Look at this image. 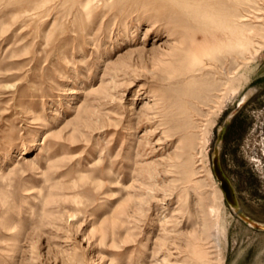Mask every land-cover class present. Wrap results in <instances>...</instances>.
<instances>
[{
	"label": "rangeland",
	"instance_id": "obj_1",
	"mask_svg": "<svg viewBox=\"0 0 264 264\" xmlns=\"http://www.w3.org/2000/svg\"><path fill=\"white\" fill-rule=\"evenodd\" d=\"M248 90L264 223V0H0V264H264Z\"/></svg>",
	"mask_w": 264,
	"mask_h": 264
},
{
	"label": "water",
	"instance_id": "obj_2",
	"mask_svg": "<svg viewBox=\"0 0 264 264\" xmlns=\"http://www.w3.org/2000/svg\"><path fill=\"white\" fill-rule=\"evenodd\" d=\"M250 94H251V90L245 92L239 99L236 106L227 114L223 123L217 127L216 138L212 147V152L210 154V162H211L212 174L219 181V188L232 214L251 229L264 232V223L251 219L239 207L233 188L230 182L228 181V179L224 176L219 164V150H220L221 136L224 127L228 123L230 118L241 107V105L247 100Z\"/></svg>",
	"mask_w": 264,
	"mask_h": 264
},
{
	"label": "bare ground",
	"instance_id": "obj_3",
	"mask_svg": "<svg viewBox=\"0 0 264 264\" xmlns=\"http://www.w3.org/2000/svg\"><path fill=\"white\" fill-rule=\"evenodd\" d=\"M203 256H204V259H205V257H206V253H203ZM205 264H208V263L205 261Z\"/></svg>",
	"mask_w": 264,
	"mask_h": 264
}]
</instances>
